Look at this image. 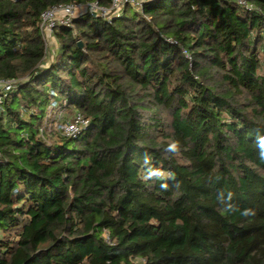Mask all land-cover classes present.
Segmentation results:
<instances>
[{
	"label": "trees",
	"instance_id": "16d2710c",
	"mask_svg": "<svg viewBox=\"0 0 264 264\" xmlns=\"http://www.w3.org/2000/svg\"><path fill=\"white\" fill-rule=\"evenodd\" d=\"M250 1L76 16L48 61L45 11L112 0H0V80L17 81L0 264H264V0ZM58 112L90 125L64 138Z\"/></svg>",
	"mask_w": 264,
	"mask_h": 264
},
{
	"label": "built area",
	"instance_id": "2783aa9c",
	"mask_svg": "<svg viewBox=\"0 0 264 264\" xmlns=\"http://www.w3.org/2000/svg\"><path fill=\"white\" fill-rule=\"evenodd\" d=\"M154 0H112L110 7H102L98 3L79 5H58L47 11L41 16V30L44 35L51 36L58 26H70L73 18H75L82 7L85 8L93 15H97L106 19L118 17L121 12L130 6L138 11H142L144 4L150 3ZM234 2L238 6L247 11L255 9L250 0H228ZM173 43V42H171ZM187 57L190 59L189 55ZM17 81L15 80H0V114L4 112V105L9 94L13 90ZM57 119L60 121L55 125V130L64 138L75 139L82 131L86 130L90 123L82 115L75 114L72 117H64L62 112L57 113ZM52 128L48 127L47 132L51 133ZM43 133V131L41 132ZM138 264H144V261H139Z\"/></svg>",
	"mask_w": 264,
	"mask_h": 264
},
{
	"label": "rangeland",
	"instance_id": "374dc122",
	"mask_svg": "<svg viewBox=\"0 0 264 264\" xmlns=\"http://www.w3.org/2000/svg\"><path fill=\"white\" fill-rule=\"evenodd\" d=\"M87 13H90V12H88V10L85 8V6H83L82 10L80 11V13L77 16H82V15H85ZM44 39H45V43H46V47H47V54H48L47 60L49 61L50 59H53V56L56 55L58 45H57V41L55 40L54 33L51 36L45 35ZM49 136L53 137V134H49Z\"/></svg>",
	"mask_w": 264,
	"mask_h": 264
},
{
	"label": "clouds",
	"instance_id": "9594fccd",
	"mask_svg": "<svg viewBox=\"0 0 264 264\" xmlns=\"http://www.w3.org/2000/svg\"><path fill=\"white\" fill-rule=\"evenodd\" d=\"M179 146V142H173L169 145V149L170 151H176L178 149ZM262 149H264V138H260V145H259ZM261 158H264V151L261 152ZM254 214V213H251ZM244 215H249L248 211H245Z\"/></svg>",
	"mask_w": 264,
	"mask_h": 264
},
{
	"label": "water",
	"instance_id": "95a60500",
	"mask_svg": "<svg viewBox=\"0 0 264 264\" xmlns=\"http://www.w3.org/2000/svg\"><path fill=\"white\" fill-rule=\"evenodd\" d=\"M79 46H80V47L82 46L81 43H79Z\"/></svg>",
	"mask_w": 264,
	"mask_h": 264
}]
</instances>
